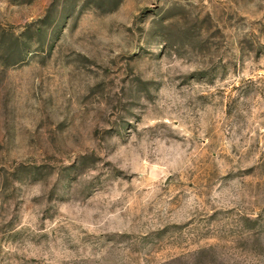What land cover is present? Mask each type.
Instances as JSON below:
<instances>
[{"label":"rangeland","instance_id":"obj_1","mask_svg":"<svg viewBox=\"0 0 264 264\" xmlns=\"http://www.w3.org/2000/svg\"><path fill=\"white\" fill-rule=\"evenodd\" d=\"M0 264H264V0H0Z\"/></svg>","mask_w":264,"mask_h":264}]
</instances>
